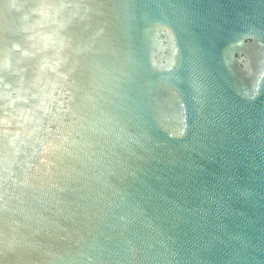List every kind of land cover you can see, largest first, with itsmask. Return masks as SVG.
<instances>
[{
	"label": "water",
	"instance_id": "obj_1",
	"mask_svg": "<svg viewBox=\"0 0 264 264\" xmlns=\"http://www.w3.org/2000/svg\"><path fill=\"white\" fill-rule=\"evenodd\" d=\"M0 264H264V0H0Z\"/></svg>",
	"mask_w": 264,
	"mask_h": 264
}]
</instances>
